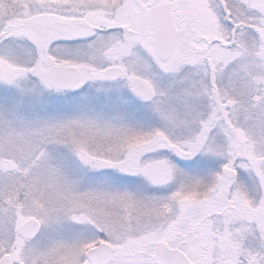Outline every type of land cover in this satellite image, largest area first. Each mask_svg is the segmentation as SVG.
Listing matches in <instances>:
<instances>
[{"label":"snow or ice","instance_id":"1","mask_svg":"<svg viewBox=\"0 0 264 264\" xmlns=\"http://www.w3.org/2000/svg\"><path fill=\"white\" fill-rule=\"evenodd\" d=\"M0 264H264V0H0Z\"/></svg>","mask_w":264,"mask_h":264},{"label":"rangeland","instance_id":"2","mask_svg":"<svg viewBox=\"0 0 264 264\" xmlns=\"http://www.w3.org/2000/svg\"><path fill=\"white\" fill-rule=\"evenodd\" d=\"M185 200H194L195 199V194H190L188 196L184 197Z\"/></svg>","mask_w":264,"mask_h":264}]
</instances>
